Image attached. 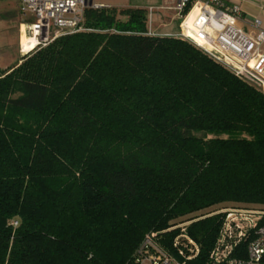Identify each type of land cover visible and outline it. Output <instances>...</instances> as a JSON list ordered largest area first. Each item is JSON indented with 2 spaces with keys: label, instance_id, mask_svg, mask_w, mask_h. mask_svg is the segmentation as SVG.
Listing matches in <instances>:
<instances>
[{
  "label": "trees",
  "instance_id": "trees-1",
  "mask_svg": "<svg viewBox=\"0 0 264 264\" xmlns=\"http://www.w3.org/2000/svg\"><path fill=\"white\" fill-rule=\"evenodd\" d=\"M81 26L0 75V264H132L187 222L203 264L218 211L264 209V92L142 8Z\"/></svg>",
  "mask_w": 264,
  "mask_h": 264
},
{
  "label": "built area",
  "instance_id": "built-area-1",
  "mask_svg": "<svg viewBox=\"0 0 264 264\" xmlns=\"http://www.w3.org/2000/svg\"><path fill=\"white\" fill-rule=\"evenodd\" d=\"M18 3L22 15L35 21L24 23L23 34L35 40L27 55L45 47L54 39L81 31L82 12L89 0H0ZM153 9H148V17ZM178 32L174 36L202 51L242 82L264 92V21L253 17L248 28L240 26L243 12L239 5L225 0H177ZM21 31L19 35L20 43ZM222 215L213 245L203 264H264V209L231 207L218 211ZM17 223L13 222L12 226ZM187 223L167 251L150 233L133 254L132 264H187L199 254V246L186 233Z\"/></svg>",
  "mask_w": 264,
  "mask_h": 264
},
{
  "label": "crops",
  "instance_id": "crops-1",
  "mask_svg": "<svg viewBox=\"0 0 264 264\" xmlns=\"http://www.w3.org/2000/svg\"><path fill=\"white\" fill-rule=\"evenodd\" d=\"M114 1V0H113ZM122 2L118 4H113L110 2H102L100 0H92L93 8H110V9H128V8H142L146 10V15L148 17V9H153V13L150 15V19H147V33L157 34L158 36H172L174 37L178 32V23L179 17L176 15L162 17L160 14L161 9L164 11H173L177 0H121ZM7 3L15 2L11 1H2ZM227 4L239 5L243 12V20L239 23L241 27L248 28L249 23L253 17H259L264 21V0H225ZM158 3V4H157ZM159 3H163L162 6H159ZM17 7V5H16ZM18 10V7H17ZM160 10V11H159ZM19 11V10H18ZM20 14V13H19ZM25 23H28L25 15H21ZM156 22L158 25L154 28L153 22ZM24 24H20V27H23ZM154 29V30H153ZM23 34H21V37ZM24 43V42H23ZM25 52L26 50L23 49Z\"/></svg>",
  "mask_w": 264,
  "mask_h": 264
},
{
  "label": "rangeland",
  "instance_id": "rangeland-1",
  "mask_svg": "<svg viewBox=\"0 0 264 264\" xmlns=\"http://www.w3.org/2000/svg\"><path fill=\"white\" fill-rule=\"evenodd\" d=\"M96 1V0H95ZM102 2H110V0H100ZM122 2L121 0H111V3L118 4ZM0 2V75L5 73L7 70L18 64L24 55L20 51L19 35L20 31L23 34V28L20 27V24L25 22L22 19L20 6L18 3ZM158 4V3H157ZM163 3H159V6H162ZM163 11L160 12L162 17L173 16L178 14L173 11ZM160 11V10H159ZM20 13V14H19ZM153 13V11L151 12ZM27 17L26 20L28 23H33L35 21L34 17L25 13ZM147 16V15H146ZM122 20V18H120ZM153 27L155 28L158 24L153 21ZM148 24V23H147ZM154 30V29H153ZM24 35V34H23ZM157 35V34H150ZM158 36V35H157ZM28 38V37H27ZM27 48V47H26ZM26 50V49H24ZM27 51V50H26Z\"/></svg>",
  "mask_w": 264,
  "mask_h": 264
},
{
  "label": "bare ground",
  "instance_id": "bare-ground-1",
  "mask_svg": "<svg viewBox=\"0 0 264 264\" xmlns=\"http://www.w3.org/2000/svg\"><path fill=\"white\" fill-rule=\"evenodd\" d=\"M34 43H35V40H32L31 38H27L24 35L20 37V44H21L22 52H24L23 49H26L27 51L31 49L34 46Z\"/></svg>",
  "mask_w": 264,
  "mask_h": 264
},
{
  "label": "water",
  "instance_id": "water-1",
  "mask_svg": "<svg viewBox=\"0 0 264 264\" xmlns=\"http://www.w3.org/2000/svg\"><path fill=\"white\" fill-rule=\"evenodd\" d=\"M87 5H88V7H92V0H89Z\"/></svg>",
  "mask_w": 264,
  "mask_h": 264
}]
</instances>
